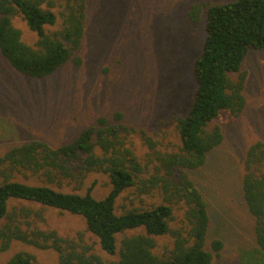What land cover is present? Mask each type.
Masks as SVG:
<instances>
[{
    "label": "trees",
    "instance_id": "obj_1",
    "mask_svg": "<svg viewBox=\"0 0 264 264\" xmlns=\"http://www.w3.org/2000/svg\"><path fill=\"white\" fill-rule=\"evenodd\" d=\"M60 1V27L50 30L57 23L53 0H0V56L17 73L43 79L68 62L80 65L75 53L85 34L86 0ZM202 12L205 37L192 66L191 103L184 116L175 117L177 149L159 151L139 131L148 148L142 163L131 144L138 132L123 123L120 111L111 121L99 116L57 147L32 140L9 148L0 154V255L17 242L56 252L57 264H211L219 257L223 243L208 242L209 207L192 175L223 140L221 125L210 123L222 115L237 118L244 110L248 72L241 66L249 50H264V0L198 2L190 6L188 19L196 23ZM18 17L35 34L33 44L24 42L13 25ZM20 174L43 185L22 182ZM94 174L108 179L102 198L92 195L94 183L84 189ZM46 183L72 184L73 192ZM124 193L128 206L118 212L116 202ZM241 193L253 217L255 253L262 257L256 259L264 263V139L245 151ZM145 196L158 200L146 204ZM32 205L81 217L99 248L116 258L103 259L83 233L63 237L43 227V211ZM5 264L38 262L19 250Z\"/></svg>",
    "mask_w": 264,
    "mask_h": 264
},
{
    "label": "rangeland",
    "instance_id": "obj_2",
    "mask_svg": "<svg viewBox=\"0 0 264 264\" xmlns=\"http://www.w3.org/2000/svg\"><path fill=\"white\" fill-rule=\"evenodd\" d=\"M53 1L57 23L50 30H57L61 1ZM231 1L86 0L85 34L75 53L81 59L79 66L68 62L50 76L32 79L17 73L0 56V154L32 140L57 147L94 124L99 116L111 121L115 111L123 113L125 125L137 130L131 144L142 163L148 148L139 131H144L159 151L176 150L179 140L175 117L184 116L190 106L192 66L205 37L204 12L196 23L190 22L187 12L194 3ZM13 25L21 31L24 42L33 44L35 34L19 17ZM241 67L248 72L244 110L237 118L222 115L210 123V127L221 125L223 140L208 155L205 166L192 175L209 207L208 242L219 239L223 243L219 257H214L211 264H264L255 253L253 217L241 193L245 151L254 141L264 139V50H249ZM18 177L22 182L43 185L28 174ZM91 183L95 198L109 191L104 175H91L84 189ZM49 185L73 192L72 184ZM125 195L116 202L118 212L128 206ZM157 200V196L143 197L146 204ZM32 208L43 211V227L53 228L63 237L83 233L103 259L116 258L99 248L81 217L37 205ZM159 243L164 245L166 240ZM19 250L33 254L38 264H57L56 252L17 242L0 255V264Z\"/></svg>",
    "mask_w": 264,
    "mask_h": 264
}]
</instances>
